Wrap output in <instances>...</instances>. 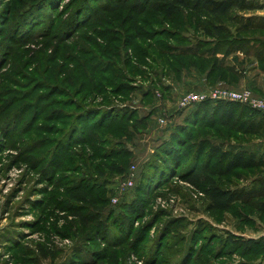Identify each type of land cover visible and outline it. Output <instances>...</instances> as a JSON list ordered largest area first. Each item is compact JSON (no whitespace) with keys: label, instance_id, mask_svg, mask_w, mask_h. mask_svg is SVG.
Masks as SVG:
<instances>
[{"label":"rangeland","instance_id":"1","mask_svg":"<svg viewBox=\"0 0 264 264\" xmlns=\"http://www.w3.org/2000/svg\"><path fill=\"white\" fill-rule=\"evenodd\" d=\"M133 3L0 0V259L264 264V168L225 175V188L259 196L215 212L185 181L226 166L222 154L253 138L256 115L238 103L224 125L181 107L187 95L215 89L264 97L241 82L254 59L223 54L243 41V53L264 50V10L166 17ZM213 25L228 32L210 37ZM133 164L145 175L119 192ZM82 188L95 208L67 194ZM229 232L262 242L238 249L225 242Z\"/></svg>","mask_w":264,"mask_h":264},{"label":"trees","instance_id":"2","mask_svg":"<svg viewBox=\"0 0 264 264\" xmlns=\"http://www.w3.org/2000/svg\"><path fill=\"white\" fill-rule=\"evenodd\" d=\"M133 2L134 3L131 5V7L136 8L145 6L146 8L156 10L166 17H172L181 9L185 8L190 10H200L201 8L206 9L210 14L216 16H226L234 10L240 12H254L258 10H264V3L260 2L259 0H133ZM252 25L253 23H247L246 26L242 29L245 31ZM213 27L215 31L211 30L210 28L205 29L206 33L210 37L217 38L228 32V29L223 25H213ZM224 39L225 38H223L222 40ZM243 42L249 43L248 41ZM247 43H245L244 45H235L234 43V46H228L226 52H224L223 54H232L237 51L245 52V45ZM237 105L238 103L235 102L219 101L216 103L211 100H206L196 104L194 108L196 111H198L201 117H203V121L210 118V116L212 118L216 115L223 118L222 124L228 125L234 119L235 112L237 111ZM249 109L252 110V112L256 115L253 118L257 116H264V114L258 110H255L253 108ZM88 139L91 138L88 137ZM163 155L164 154H162V156ZM173 156L174 154H172V157ZM222 156L224 160H228L226 166L222 168L219 167L217 169H212L208 166H204L203 168L196 170L190 177L185 179L186 182L196 186L199 191L203 193V195L209 202V210L213 212L219 210H227L229 209L230 205L236 201H250L252 197L259 196V190L245 191V189L232 190L225 188L222 184V179L225 175L233 172L238 168L250 169L257 166H262L263 162L261 158H259L256 154L250 153L249 151H244L241 148L231 155H229L228 152L224 151ZM126 170L127 168L120 167V169H118L116 172L126 173ZM139 171L140 167L137 170V174L139 173ZM96 173L103 174V172L98 167L96 168ZM140 175L144 177L145 171H142L141 169L139 176ZM137 179L138 178H136V180ZM136 182L137 181H135L134 187L137 184ZM67 194L70 195L72 200L76 203H80L81 205H85L90 208H93L94 206L96 207L97 202H95L93 195H91V193H88L85 188L84 190L82 188L79 190L70 191L69 193L67 192ZM119 203H121L120 200L117 203L113 204L117 205ZM227 237L228 238H226L225 240V242L228 243L227 245L235 246L238 249L244 247L251 248L256 244L262 242V238H245L244 236H235L230 232ZM262 244L264 245V243Z\"/></svg>","mask_w":264,"mask_h":264},{"label":"built area","instance_id":"3","mask_svg":"<svg viewBox=\"0 0 264 264\" xmlns=\"http://www.w3.org/2000/svg\"><path fill=\"white\" fill-rule=\"evenodd\" d=\"M206 100H211L213 102L227 101V102H237L245 105L251 106V108L260 111L264 114V97L259 96L252 92L248 88L243 90H226V89H215L209 94H199L192 93L187 95L181 102V107L190 109L198 103ZM137 166L133 164L129 175L125 178L122 184L119 186V192H125L129 188L135 185ZM119 197L113 199V203H117Z\"/></svg>","mask_w":264,"mask_h":264},{"label":"crops","instance_id":"4","mask_svg":"<svg viewBox=\"0 0 264 264\" xmlns=\"http://www.w3.org/2000/svg\"><path fill=\"white\" fill-rule=\"evenodd\" d=\"M259 49V48H258ZM258 56L249 55L247 53H243L239 51L240 59L245 60L246 63L249 59H254V64L252 68H248L245 75L242 76L243 86H251L256 89L260 94H264V67L260 66V62H264V50H258ZM232 54H236L235 52ZM252 61V60H251ZM193 106L190 109H193ZM185 116V114L183 115ZM256 126L254 127L253 138L250 141H246L241 146V149L244 151H249L250 153L256 154L259 158H261L264 168V116H257L253 118ZM0 264H12V262H8L6 259L1 258Z\"/></svg>","mask_w":264,"mask_h":264}]
</instances>
